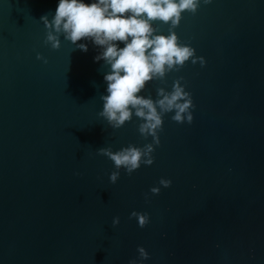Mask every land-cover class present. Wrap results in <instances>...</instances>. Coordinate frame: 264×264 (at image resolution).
<instances>
[{"label": "water", "instance_id": "95a60500", "mask_svg": "<svg viewBox=\"0 0 264 264\" xmlns=\"http://www.w3.org/2000/svg\"><path fill=\"white\" fill-rule=\"evenodd\" d=\"M0 264H264V0H0Z\"/></svg>", "mask_w": 264, "mask_h": 264}]
</instances>
